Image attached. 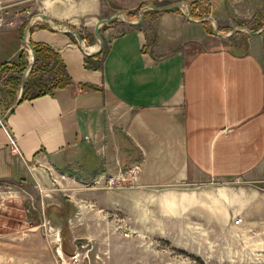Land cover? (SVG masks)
<instances>
[{
    "label": "crops",
    "instance_id": "crops-1",
    "mask_svg": "<svg viewBox=\"0 0 264 264\" xmlns=\"http://www.w3.org/2000/svg\"><path fill=\"white\" fill-rule=\"evenodd\" d=\"M154 1L186 7L148 8L132 25L121 17L138 20L151 0H0L10 22L0 29V66L21 54L28 63L30 22L28 42L56 51L70 78L44 95L31 96L30 85L0 127V182L41 191L48 217L53 208L64 216L82 189L84 211L94 204L133 215L154 207L148 193L162 188L157 204L175 216L191 195L209 208L222 201L228 216L264 201V61L256 36L239 49L214 33L205 16L230 26L221 16L227 0ZM116 13L122 16L98 27L105 41L100 66L87 68L85 56L98 46L96 22ZM60 29L76 30L84 44ZM10 74L0 73V88L18 85ZM137 163L136 186L79 187ZM228 180L248 186L202 187Z\"/></svg>",
    "mask_w": 264,
    "mask_h": 264
},
{
    "label": "rangeland",
    "instance_id": "rangeland-1",
    "mask_svg": "<svg viewBox=\"0 0 264 264\" xmlns=\"http://www.w3.org/2000/svg\"><path fill=\"white\" fill-rule=\"evenodd\" d=\"M231 1H226L221 16L232 27L207 14L210 28L216 26L239 49L247 48L251 32H256L253 35L264 61V0H245V4L234 0L233 5ZM51 61L37 69L31 83L40 87L53 84ZM18 87L0 88V119L17 98ZM35 91L31 89L30 94ZM136 165L140 170L139 163ZM129 167L123 165L121 170ZM136 172L126 174V186L121 188L136 186ZM228 181L202 187L248 186ZM79 187L96 188L91 184ZM196 187L187 191L193 193ZM86 191L79 190L80 198L64 207V216L55 214L53 208L48 217L41 191L0 182V264H264V201L236 215L230 211L228 216L222 201L209 208L197 204L191 195L184 210L175 216L157 204L166 192L162 188L148 193L156 198L154 207H140L133 215L122 207L99 208L94 204L84 211L79 203ZM55 196L65 198L58 190ZM129 197L123 195L122 199L125 202ZM236 218H240L238 223Z\"/></svg>",
    "mask_w": 264,
    "mask_h": 264
},
{
    "label": "trees",
    "instance_id": "trees-1",
    "mask_svg": "<svg viewBox=\"0 0 264 264\" xmlns=\"http://www.w3.org/2000/svg\"><path fill=\"white\" fill-rule=\"evenodd\" d=\"M151 1L156 6H161L159 2H156L154 0H151ZM136 12L137 10L133 12L129 11L126 14L128 17H132L136 14ZM81 38L83 39L85 37L82 36ZM29 44H31L34 49L35 60L33 64L31 65L30 70L27 73L28 75L24 83L25 84L24 94L22 96V99L25 98L24 96L28 94V87L31 84H32L31 86H33V88L36 89V91L31 96H36V95H41V94L44 95V93H48L51 88L65 87L66 85H68L70 78H69L68 73L64 69L65 66L59 54L46 44L36 43L32 41H30ZM99 57H100V53L96 55H86L85 60H84L85 66L87 68L98 69V67L100 66V61H101ZM18 58L19 60L16 63L3 64L2 66H0V73L4 71H9L11 73L10 76L8 77V81L10 82V84H13V85H17V84L19 85L22 70L27 65V59L25 58L23 54H21ZM47 60H52V64L50 66L51 67L50 73L52 74V77L54 79V82H52L53 84L49 86L42 85L40 87L38 85H35L34 83H31L33 82L35 75L38 72L37 69H39V67H42L43 63Z\"/></svg>",
    "mask_w": 264,
    "mask_h": 264
},
{
    "label": "water",
    "instance_id": "water-1",
    "mask_svg": "<svg viewBox=\"0 0 264 264\" xmlns=\"http://www.w3.org/2000/svg\"><path fill=\"white\" fill-rule=\"evenodd\" d=\"M182 6L186 7V3L184 1H177V2H174V3L169 4L167 6H163V7L156 6L155 4H152L151 3V4L145 6L144 8L141 9V11L138 13L139 14L138 20H135V21L128 20L126 17L122 16L119 13L113 14L112 16H110L108 18H101V19H99L96 22V24H95V26L93 28L94 29V34H95V36L97 38L96 41L98 42V46H97V48L95 50H92L90 52H87V55H95V54L99 53L102 50V48H103L104 41H102L103 40V37H102L101 32H100V30L98 28V27H100L101 24L110 23L113 20L117 19L118 17L122 16L125 22H127L128 24L134 25V24H138V23L141 22L142 17H143V14H141V12L143 10L148 9V8L149 9H154L156 11H168V10H172V9H175V8H178V7H182ZM38 15H40V17L47 18V17H45L46 15L44 13H40ZM187 18L188 19L190 18L189 12H188ZM209 19H211V17H209ZM29 26H30V22H28V24H27V26H26V28L24 30L25 31V33H24L25 34L24 35V39H25V42H26L25 44L28 46L29 51H30L29 60H28L27 65L25 66V68L22 70V75H21V79H20V83H19L20 84V91H19L18 97L15 100V102L8 109L5 110L6 112L3 114V116L0 119V127H2L4 121H6L7 117L12 112L11 110H13L16 107V105H18L19 102L22 100V96L24 94L25 77H26L28 71L30 70L31 65L33 64V62L35 60V57H34L35 56L34 49H33L32 45L29 44L30 42H28V40L26 38V33H27V30H28ZM60 30H62L63 32H66V33H69V34L74 35L76 37V39H77V42L81 46L84 44L82 42L83 39L81 38V36L78 34V32L76 30H70V29H68V30L67 29H60ZM214 33L215 34H221V33L218 32L216 26L214 27ZM251 33L254 34L256 32H251Z\"/></svg>",
    "mask_w": 264,
    "mask_h": 264
},
{
    "label": "built area",
    "instance_id": "built-area-1",
    "mask_svg": "<svg viewBox=\"0 0 264 264\" xmlns=\"http://www.w3.org/2000/svg\"><path fill=\"white\" fill-rule=\"evenodd\" d=\"M3 9L2 6H0V11ZM28 13H30L28 11ZM27 13V14H28ZM9 21H7L4 18V13L0 12V29H2V27L4 26H8L9 25ZM11 142L13 143V140L11 139ZM139 171V168L136 164H134L133 166L129 167L128 169L125 170H119L116 171V173L114 174H110V175H99L97 178L93 179L91 183H89V185H93L96 188H121V187H125L126 183V174L128 173H133V175H135L137 172ZM88 185V184H87ZM240 218H236L234 221L235 223H238L240 220Z\"/></svg>",
    "mask_w": 264,
    "mask_h": 264
}]
</instances>
